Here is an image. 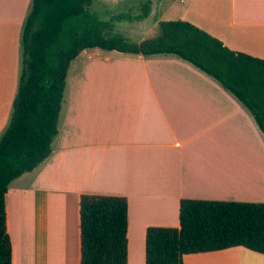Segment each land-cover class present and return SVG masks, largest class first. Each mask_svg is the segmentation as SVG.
Wrapping results in <instances>:
<instances>
[{
  "label": "crops",
  "instance_id": "crops-1",
  "mask_svg": "<svg viewBox=\"0 0 264 264\" xmlns=\"http://www.w3.org/2000/svg\"><path fill=\"white\" fill-rule=\"evenodd\" d=\"M30 3L0 0V136L16 92ZM89 6L110 23L109 35L142 24L132 37L123 35L129 43L153 37L160 21L182 20L231 51L264 60V0H91ZM99 55L79 53L71 62L49 156L7 188L11 264H77L80 194L126 199V264H143L147 227H177L181 199L264 203V137L235 98L173 55ZM182 264H264V257L233 247L184 255Z\"/></svg>",
  "mask_w": 264,
  "mask_h": 264
},
{
  "label": "trees",
  "instance_id": "trees-1",
  "mask_svg": "<svg viewBox=\"0 0 264 264\" xmlns=\"http://www.w3.org/2000/svg\"><path fill=\"white\" fill-rule=\"evenodd\" d=\"M91 0H31L20 35V72L0 136V264H11L4 198L9 184L51 152L68 68L86 49L173 55L213 79L251 115L264 137V60L227 49L182 21H160L140 44L109 35ZM148 3L143 6V15ZM124 19L123 15L112 18ZM77 264H126L127 203L122 196L77 198ZM240 247L264 257V203L181 199L177 227L144 230L143 264H182L184 255Z\"/></svg>",
  "mask_w": 264,
  "mask_h": 264
},
{
  "label": "rangeland",
  "instance_id": "rangeland-1",
  "mask_svg": "<svg viewBox=\"0 0 264 264\" xmlns=\"http://www.w3.org/2000/svg\"><path fill=\"white\" fill-rule=\"evenodd\" d=\"M90 9H91V7L90 6H88V8H87V10L88 11H90ZM128 15H131V13L130 14H128ZM125 27H123V29L122 30H120V34H115V35H119V36H122L123 37V35L124 36H127V37H132L133 36V29L134 28H140L141 26H142V24H139V25H128V24H125L124 25ZM144 28V27H143ZM125 29H127L126 31H125ZM141 31V30H140ZM109 34V33H108ZM131 35V36H130ZM20 52H21V49H20ZM97 52V53H96ZM80 54H83V55H87V54H96L97 56H98V54H103V51H100V50H90V49H88V50H84V51H82V52H80ZM19 55H20V53H19ZM101 55H99L100 57H102ZM80 56H82V55H80ZM92 57H93V55H92ZM94 59H95V57H93ZM20 59V58H19ZM20 64H19V69H20ZM70 66H71V64H70ZM70 66H69V68H70ZM69 68H68V71H67V74H68V72H69ZM81 68V67H80ZM18 77V76H17ZM66 82V81H65ZM72 87H74L75 86V83L74 82H72V85H71ZM65 90V89H64ZM65 98H66V91L65 92H63V96H62V101H61V106H62V104H64V102H65ZM60 114V113H59ZM58 119H59V115H58V118H57V122H58Z\"/></svg>",
  "mask_w": 264,
  "mask_h": 264
},
{
  "label": "built area",
  "instance_id": "built-area-1",
  "mask_svg": "<svg viewBox=\"0 0 264 264\" xmlns=\"http://www.w3.org/2000/svg\"><path fill=\"white\" fill-rule=\"evenodd\" d=\"M180 2H182L183 0H179Z\"/></svg>",
  "mask_w": 264,
  "mask_h": 264
}]
</instances>
